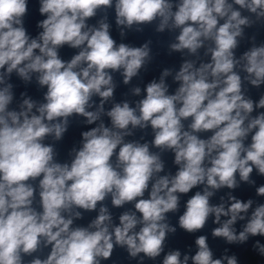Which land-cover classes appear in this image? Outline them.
I'll return each instance as SVG.
<instances>
[{"label": "clouds", "instance_id": "obj_1", "mask_svg": "<svg viewBox=\"0 0 264 264\" xmlns=\"http://www.w3.org/2000/svg\"><path fill=\"white\" fill-rule=\"evenodd\" d=\"M29 2L0 0V264L264 261V0H38L35 36ZM153 37L180 64L145 84ZM73 123L91 127L62 161Z\"/></svg>", "mask_w": 264, "mask_h": 264}]
</instances>
